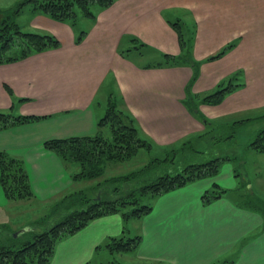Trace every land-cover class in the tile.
I'll return each mask as SVG.
<instances>
[{
  "label": "crops",
  "instance_id": "obj_1",
  "mask_svg": "<svg viewBox=\"0 0 264 264\" xmlns=\"http://www.w3.org/2000/svg\"><path fill=\"white\" fill-rule=\"evenodd\" d=\"M18 1L0 0V10ZM173 22L186 25L193 37L192 57L201 61L191 88L195 97L242 73L244 85L220 104H199L207 119L264 108V0H116L97 11L95 23L83 25L88 32L80 43L69 23L31 12L30 29L56 36L61 45L0 64V110L48 116L0 130V151L25 161L35 193L31 201H8L0 184V224L7 221L15 224L14 229L29 225L36 217L23 218L24 206L35 199L43 203L59 199L82 182L73 179L61 157L44 143L95 134L100 119L95 102L107 85V110L114 96L152 149L163 151L205 129L183 102L192 67L154 65L164 54H181ZM131 37L137 38L132 45L140 46L136 50H142L140 42L152 50L149 58L153 56L154 62L142 63L120 53ZM233 42L223 56L207 61ZM255 152L254 176L264 187V151ZM244 167L243 182L252 165L248 169L245 161ZM213 186L224 192L203 205L202 195ZM247 187H254L251 178L246 185L239 183L233 163L225 162L215 176L156 197L153 210L138 218L137 235L142 238L133 251L134 264H264V213L232 196L253 198ZM125 223L119 213L92 220L57 244L51 264H96L97 252L110 238L124 235Z\"/></svg>",
  "mask_w": 264,
  "mask_h": 264
},
{
  "label": "trees",
  "instance_id": "obj_2",
  "mask_svg": "<svg viewBox=\"0 0 264 264\" xmlns=\"http://www.w3.org/2000/svg\"><path fill=\"white\" fill-rule=\"evenodd\" d=\"M115 1L19 0L11 8L0 10V64L16 62L61 45L60 40L50 33L24 31L21 28L15 17L25 8L30 7L33 13H43L57 21L67 22L77 31L80 19L86 20L88 25L96 22L97 12L92 10L93 6H98V10L105 9ZM171 25L178 33L181 54H164L162 60L154 65L187 64L192 67L193 76L187 85V98L183 102L205 127V131L198 135L200 138L210 136L213 129L225 124H234L236 128L253 119L264 117L262 113L240 117L227 116L217 121L207 119L201 113L199 104H220L226 95L244 85L240 81L242 73L236 72L213 92L202 97H195L191 93V88L199 75L201 61L192 57L193 37L188 35L189 30L186 25L181 22H173ZM87 32L88 26H83L80 31H77L76 43H80ZM136 40V37H131L128 41ZM139 45L144 47L145 43L140 42ZM234 46L235 42L230 43L219 53L207 58V61L223 56ZM139 47L121 48L120 53L127 57L129 51ZM9 91L12 94L10 89ZM46 117L48 116L19 114L13 109L0 110V130L37 122ZM210 126L212 130L207 129ZM176 145L177 143L167 147L163 158L154 157L138 169L110 177L105 176L109 164L131 160L143 148L149 151L152 149V144L141 135L135 119L114 103L110 104L106 114L99 119L98 131L95 134L47 140L44 143L45 148L61 157L76 182L96 180L93 188L97 190V193L92 196L78 189L64 194L61 196L62 199L59 198L58 204L54 205L57 201L54 202V208L48 220L41 218L32 221L23 227L26 230L18 236L14 234L23 228L15 230L9 224L1 223L0 264H51L57 244L65 237L84 228L92 220L113 213L121 214L125 222L132 218H141L153 210V204L143 203L146 195L156 198L190 182L213 177L220 172L223 163H233V160L241 159L237 154H226L210 158L205 162H192L194 154H206L207 151L196 149L192 139ZM247 145L254 151H264V126L253 139L247 142ZM242 164H233L235 176L246 175ZM74 166H78L79 170L75 172ZM241 167L243 171L240 170ZM0 184L8 201L17 202L35 198L23 160L5 151H0ZM223 192L218 186H213V189L202 195L203 205H208ZM65 206L68 207L61 208ZM141 238V235L130 238H126L125 235L112 237L104 246L111 253L132 252L138 247ZM101 264L126 263L109 261Z\"/></svg>",
  "mask_w": 264,
  "mask_h": 264
},
{
  "label": "rangeland",
  "instance_id": "obj_3",
  "mask_svg": "<svg viewBox=\"0 0 264 264\" xmlns=\"http://www.w3.org/2000/svg\"><path fill=\"white\" fill-rule=\"evenodd\" d=\"M92 10L94 12L98 11V6H93ZM31 18V8H25L18 16L15 17V20L19 23L21 28L24 31H32L29 26ZM78 23V29L77 31H80L83 28V25H88V22L84 19H80ZM188 35H190V32H188ZM133 42L126 41L122 46L124 49H128V47H132ZM142 50H136L133 49L132 51H129V55L132 59H136L139 62L146 63V62H154L153 56H151L152 50L149 48H141ZM108 86V85H107ZM107 86H105L101 92L99 93L95 105L98 112L99 117H103L107 111L108 107V97L107 94ZM116 95V94H115ZM120 100V96L117 98ZM110 103H116L115 97L113 96L110 98ZM264 113V108H261L260 110H255L251 112H244V113H238L236 115L244 116V115H254V114H262ZM233 116V115H232ZM264 126V117L253 119L252 121L244 124V125H238L236 128L234 127V124H225L222 127H218L216 129L212 130V126L208 127V130H212L210 133V136L208 135L205 138H200L198 135L201 132H204L205 130H202L199 133H194L192 135H189L188 137L184 138L183 140L179 141L177 145H180L182 142L188 139H192L193 145L196 149L207 151L206 154H194L192 156L193 160L192 162H205L206 160L217 157L220 155H239L241 159L233 160V164L237 165L239 163H243L247 161V167L249 169V164L252 165V170L250 171L249 176L247 177L245 183L247 184L248 181H253V188L247 187L248 192L255 194L253 195V198L250 200L248 197L240 199L237 197V195H232L236 199V201H239L241 204L249 205L251 207H256L258 209H261L264 213V187H261L256 180L254 176V167L256 162V152L250 148L247 145V142H249L251 139L254 138L256 133ZM230 135H232L230 137ZM230 137V138H229ZM174 145V144H172ZM170 145V146H172ZM176 145V146H177ZM169 148V147H168ZM165 148L162 150H158L157 148H153L150 151L146 150L145 148L141 149L131 160L125 161V162H119V163H111L108 165V168L105 172V176H111L113 174H122L127 173L131 170L138 169L148 163L152 158L159 157L163 158L164 155L167 152V149ZM21 158V157H20ZM22 159V158H21ZM23 160V159H22ZM24 164L25 161L23 160ZM26 167V166H25ZM245 169V167H244ZM241 171H243V168H240ZM243 175V174H242ZM242 175L237 176V179L239 183H243ZM96 182V180L93 181H82L79 183H76L75 186H73V190L71 189L69 192H73L76 189H82L84 190L88 195H95L97 193V190H94L93 184ZM245 184V185H246ZM244 185V183H243ZM68 192V193H69ZM67 194V193H66ZM248 196V195H247ZM60 199L62 197L60 196ZM60 199H51L49 202L43 203L39 201L38 199H35L30 203L28 206H24L23 213H21L22 217H36V219L41 218H48L52 214L53 210V204H58ZM155 198L152 195H146L143 198V203L150 205L154 204ZM31 201V200H29ZM68 206L61 207V208H67ZM2 212H0L1 216ZM45 221V220H44ZM3 223L9 224L12 228L15 224H10L9 222L5 221ZM20 226L19 228H21ZM16 228L15 230L19 229ZM14 229V228H13ZM125 233L124 235L126 238L137 236V233L139 232V219L138 218H132L128 220L125 223ZM109 261H115L116 263H126V264H134L133 260V251H125V252H114L111 253L110 250L103 246L96 254L94 263L101 264L102 262L108 263ZM138 264V263H136Z\"/></svg>",
  "mask_w": 264,
  "mask_h": 264
},
{
  "label": "water",
  "instance_id": "obj_4",
  "mask_svg": "<svg viewBox=\"0 0 264 264\" xmlns=\"http://www.w3.org/2000/svg\"><path fill=\"white\" fill-rule=\"evenodd\" d=\"M25 230H26V228H23V229L19 230L18 232H16V233L14 234V236H18L21 232H23V231H25Z\"/></svg>",
  "mask_w": 264,
  "mask_h": 264
}]
</instances>
